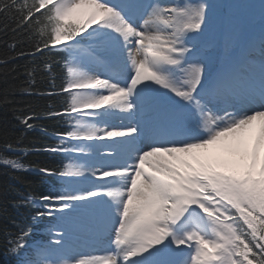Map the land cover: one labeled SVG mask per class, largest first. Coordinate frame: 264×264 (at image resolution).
Segmentation results:
<instances>
[{"label":"snow or ice","instance_id":"obj_1","mask_svg":"<svg viewBox=\"0 0 264 264\" xmlns=\"http://www.w3.org/2000/svg\"><path fill=\"white\" fill-rule=\"evenodd\" d=\"M216 8V0H0V18L12 22L0 32L14 39L0 65L65 53L63 108L46 115L67 125L55 146L33 149L62 153L59 168L0 151V167L59 185L12 201L37 209L34 224L56 225L39 244L31 224L5 229V264H264V0L258 38L229 35L212 70L203 42ZM17 42L28 50L17 52ZM43 70L51 75V63ZM35 71L26 68L29 94ZM32 118L20 123L32 129ZM213 145L224 154H194ZM185 248V259H172Z\"/></svg>","mask_w":264,"mask_h":264},{"label":"trees","instance_id":"obj_2","mask_svg":"<svg viewBox=\"0 0 264 264\" xmlns=\"http://www.w3.org/2000/svg\"><path fill=\"white\" fill-rule=\"evenodd\" d=\"M4 23L12 24L0 18V27ZM20 38L17 37L16 41ZM13 33L10 31L0 32V58H5L11 51L8 47L13 43ZM28 50L27 43H16V51ZM58 52L55 49L44 50V53L26 55L11 59L7 67L0 65V149L6 143L18 145V148L28 149L27 154H23L20 159L27 165L35 167H51L52 159L45 152L33 151L35 148H42L47 144L42 131H53L57 125L55 119L46 115L49 110L59 111L62 105L54 100V96L46 93H53L52 89L63 84L64 70L62 63H58ZM45 61L52 65L51 75L43 70ZM26 68H35L34 84L30 87V92L22 89L29 86L25 83L28 80ZM14 69V70H13ZM40 93H45L41 95ZM5 96L7 102H4ZM58 109V110H56ZM31 115L33 118L29 123L33 124L32 129H27L20 123V119ZM20 152V151H19ZM34 193L43 195L42 175L35 171L22 173H11L8 169L0 167V264H5L2 257L4 249V231L7 229L14 232L17 225L24 226L29 221L28 217L35 211L31 205L13 207L12 201L18 195ZM31 234L30 242L34 238ZM40 240V239H39Z\"/></svg>","mask_w":264,"mask_h":264},{"label":"bare ground","instance_id":"obj_3","mask_svg":"<svg viewBox=\"0 0 264 264\" xmlns=\"http://www.w3.org/2000/svg\"><path fill=\"white\" fill-rule=\"evenodd\" d=\"M114 122H118V124L120 123L119 120H116ZM252 138H253L252 132L245 134L244 143H245V147L249 151L251 149ZM194 154L195 155H205V154H224V153H223V149H222L221 145H213V146H209L207 149L195 150ZM236 159H238L239 162H243V161L239 160L238 157ZM190 162H192V161H190Z\"/></svg>","mask_w":264,"mask_h":264},{"label":"rangeland","instance_id":"obj_4","mask_svg":"<svg viewBox=\"0 0 264 264\" xmlns=\"http://www.w3.org/2000/svg\"><path fill=\"white\" fill-rule=\"evenodd\" d=\"M257 19V21H253L252 23H253V25L255 26V28H259V24H258V17H256ZM252 20L250 19V22H251ZM229 22L231 23V24H235V25H237L238 26V24L236 23V21H235V19H234V17H231L230 19H229ZM240 29H241V27H240ZM230 31H232L233 33H236V30L234 29V28H230ZM226 34H228V33H226ZM191 161V160H190ZM247 161H243V162H239L238 161V159H237V167L238 168H242V165L244 164V163H246Z\"/></svg>","mask_w":264,"mask_h":264}]
</instances>
